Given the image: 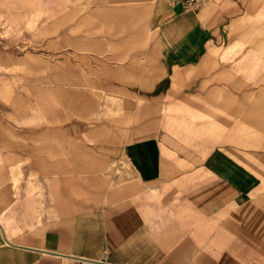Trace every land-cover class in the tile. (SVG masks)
I'll use <instances>...</instances> for the list:
<instances>
[{
    "label": "crops",
    "instance_id": "0c3cea01",
    "mask_svg": "<svg viewBox=\"0 0 264 264\" xmlns=\"http://www.w3.org/2000/svg\"><path fill=\"white\" fill-rule=\"evenodd\" d=\"M75 4L76 46L108 59L117 89L139 80L169 112L149 126L146 110L125 111L84 132L77 153L123 176L83 178L30 228L0 222V264H264V1ZM189 116L204 136L191 150L158 118Z\"/></svg>",
    "mask_w": 264,
    "mask_h": 264
},
{
    "label": "rangeland",
    "instance_id": "374dc122",
    "mask_svg": "<svg viewBox=\"0 0 264 264\" xmlns=\"http://www.w3.org/2000/svg\"><path fill=\"white\" fill-rule=\"evenodd\" d=\"M75 3L0 0V222L16 229L51 218L57 195L81 189L75 183L83 178L123 176L116 165L96 169V156L77 153L91 126L98 130L108 117L120 122L125 111L139 117L144 110L149 126H155L156 115L169 112L154 90L134 88L141 86L139 80L126 92L117 89L123 82L116 80L108 59L83 54L76 46ZM230 60L234 66L236 60ZM145 100L148 105L142 106ZM158 118L173 145L191 150L203 142L195 130L202 123L195 117Z\"/></svg>",
    "mask_w": 264,
    "mask_h": 264
},
{
    "label": "built area",
    "instance_id": "2783aa9c",
    "mask_svg": "<svg viewBox=\"0 0 264 264\" xmlns=\"http://www.w3.org/2000/svg\"><path fill=\"white\" fill-rule=\"evenodd\" d=\"M171 4L181 5L184 9L197 10L204 0H167ZM89 259L85 257H73L64 264H88Z\"/></svg>",
    "mask_w": 264,
    "mask_h": 264
}]
</instances>
